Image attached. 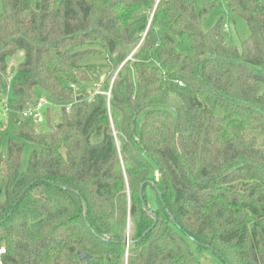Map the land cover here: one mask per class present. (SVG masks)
Masks as SVG:
<instances>
[{
	"label": "trees",
	"instance_id": "trees-1",
	"mask_svg": "<svg viewBox=\"0 0 264 264\" xmlns=\"http://www.w3.org/2000/svg\"><path fill=\"white\" fill-rule=\"evenodd\" d=\"M198 1L0 0V264H264V0Z\"/></svg>",
	"mask_w": 264,
	"mask_h": 264
},
{
	"label": "rangeland",
	"instance_id": "rangeland-1",
	"mask_svg": "<svg viewBox=\"0 0 264 264\" xmlns=\"http://www.w3.org/2000/svg\"><path fill=\"white\" fill-rule=\"evenodd\" d=\"M199 4L200 2L196 0ZM204 2L208 5H213V7L209 8V13L204 18L202 23L203 31L209 32L211 31L216 24L219 21H223V25L228 26V31L224 32V35L226 37L227 44L231 47H235L238 49H241V43L249 36V29L245 21L242 19H239L237 17H234L233 15L229 14L226 7V0H204ZM201 4V3H200ZM1 11V6H0ZM133 55V54H132ZM132 55L129 56V58L132 57ZM128 58V59H129ZM25 60V54L19 53L12 61H11V67L17 68L21 63H23ZM94 62H97L98 64H101L105 66L104 70L102 71L100 75V80L102 81V84L106 85L107 83H110V89L112 88V85L114 84V81L117 77L118 72L121 70V67L116 72L115 65L112 62H108V59L106 57H100L93 59ZM116 72V73H115ZM129 78L131 82L136 86L137 84V76L134 70H131L128 72ZM13 81V77L10 80V83ZM95 87H91L88 90V94L94 90ZM2 92L0 91V94ZM10 96V87L9 91L6 92ZM58 121L57 118L54 119V122L56 123ZM111 122L113 124V120L111 119ZM139 124V123H138ZM140 126V125H139ZM113 127V131L115 136H117V132L115 131V127ZM16 131V127L14 125L10 124L9 126V132L13 133ZM119 144V143H118ZM37 148L29 143H24V151L22 156V162H21V169L23 172H26L29 167L30 159L32 154ZM122 169L124 170V166H122ZM156 175V181H160V175L159 173H155ZM131 234V224L129 223L128 230L126 232V239L127 237L130 238ZM201 258L203 264H222L221 261L210 254L209 252H205ZM124 264H125V258H124Z\"/></svg>",
	"mask_w": 264,
	"mask_h": 264
},
{
	"label": "built area",
	"instance_id": "built-area-1",
	"mask_svg": "<svg viewBox=\"0 0 264 264\" xmlns=\"http://www.w3.org/2000/svg\"><path fill=\"white\" fill-rule=\"evenodd\" d=\"M180 86H183L182 83H179ZM73 90H76L75 86H72ZM94 94H103L102 92H100V88L96 87L94 90H92V92L90 93V95H94ZM54 103L49 100L47 97L45 96H40L37 99V102L34 106L30 107L29 109L25 110L24 112L21 113V118L25 119V120H30L36 124H43L45 121V117H44V112L49 108V107H53ZM73 104L67 106V111L69 112L70 109L72 108ZM7 115V111L5 112V115ZM129 237H127L126 239V244H125V264H128V257H129Z\"/></svg>",
	"mask_w": 264,
	"mask_h": 264
},
{
	"label": "water",
	"instance_id": "water-1",
	"mask_svg": "<svg viewBox=\"0 0 264 264\" xmlns=\"http://www.w3.org/2000/svg\"><path fill=\"white\" fill-rule=\"evenodd\" d=\"M123 67V66H122ZM83 99V97L82 96H79V97H77V102H79V101H81ZM142 190H143V188H142ZM161 194V193H160ZM144 205V207H146V204L144 203L143 204ZM125 244H126V242H125ZM78 257H79V260H81V261H85V262H90L91 261V259H92V257L91 256H89L88 254H85V253H78Z\"/></svg>",
	"mask_w": 264,
	"mask_h": 264
}]
</instances>
